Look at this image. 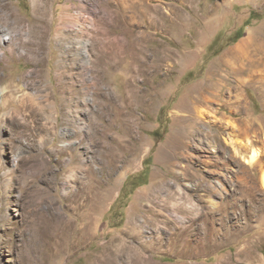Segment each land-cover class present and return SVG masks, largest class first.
Listing matches in <instances>:
<instances>
[{
	"label": "rangeland",
	"instance_id": "1",
	"mask_svg": "<svg viewBox=\"0 0 264 264\" xmlns=\"http://www.w3.org/2000/svg\"><path fill=\"white\" fill-rule=\"evenodd\" d=\"M114 4L0 0V264H264V0Z\"/></svg>",
	"mask_w": 264,
	"mask_h": 264
},
{
	"label": "bare ground",
	"instance_id": "2",
	"mask_svg": "<svg viewBox=\"0 0 264 264\" xmlns=\"http://www.w3.org/2000/svg\"><path fill=\"white\" fill-rule=\"evenodd\" d=\"M32 3L34 4L36 1L38 0H31ZM128 0H115V4L117 6H121L122 4H124L125 2H127ZM132 4H136L138 3V0H129ZM109 3V1H108ZM107 3V4H108ZM114 4V5H115ZM41 5V4H40ZM39 5V6H40ZM115 5V6H116ZM126 5V4H125ZM133 6V5H132ZM135 6V5H134ZM139 6V4H138ZM122 7V6H121ZM120 7V8H121ZM123 9V7H122ZM122 11V10H121ZM115 12V10H114ZM118 12V11H117ZM120 14V13H119ZM259 37L258 36H249L246 37L245 39L241 40L239 43H237V45L233 48H231L230 50L225 51L217 61H215L213 63L215 69L210 71V74L213 75L215 74V72H221V71H227L229 74L230 73H235V74H247L248 77L250 79L253 80V76L255 74L256 71V67L259 63V61L253 60L251 58V54L253 52H257L259 50ZM213 67V66H212ZM257 72V71H256ZM208 82L206 83L207 86L206 88H216V86L221 85V81H219L218 78L216 77H211L210 80L207 79ZM221 80L224 82L226 79L225 77L222 75ZM243 82V81H242ZM19 91V87L18 86H11L10 87V93L8 94V98L6 99L5 102H3L2 104H5L9 101H12L15 99V93ZM202 97L206 98V99H212L214 97V95H218L219 92L215 91L212 92L210 94L202 92ZM19 102L23 104V100L22 99H18ZM3 106V105H2ZM22 107V106H21ZM18 111V110H17ZM21 113V112H20ZM51 116V115H50ZM1 119L3 120V117H1ZM1 120V121H2ZM51 121L53 120L52 118L50 119ZM242 120L240 119V122ZM239 123V122H238ZM233 124V123H231ZM241 124H245L244 120L242 121ZM249 124V123H248ZM247 124V125H248ZM238 125V124H237ZM231 126V125H230ZM241 126V125H240ZM235 127V126H234ZM87 128V127H86ZM89 128V127H88ZM84 131V130H83ZM234 131V129H233ZM236 133L237 135H246L247 133V128L245 127V125H242L241 127H236ZM207 133V132H206ZM205 133V134H206ZM204 134V135H205ZM244 139V138H243ZM252 139V138H251ZM249 139L247 136L246 138L241 141V140H233L234 142H232V144L234 143V145L239 146L242 150L244 151H248V158H247V163L251 164V165H260L259 163V158H260V151L258 148L254 147V143L255 140H251ZM261 139V138H260ZM231 141V140H230ZM233 146V145H232ZM234 148V147H233ZM240 149V150H241ZM113 160V159H112ZM263 185H264V172H263ZM10 181L9 178L6 179V183H8ZM252 202H257L256 200L252 199ZM121 250V249H120Z\"/></svg>",
	"mask_w": 264,
	"mask_h": 264
}]
</instances>
